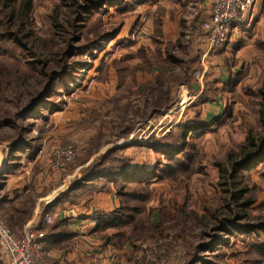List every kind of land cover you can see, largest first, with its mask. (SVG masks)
Instances as JSON below:
<instances>
[{
    "label": "rangeland",
    "instance_id": "1",
    "mask_svg": "<svg viewBox=\"0 0 264 264\" xmlns=\"http://www.w3.org/2000/svg\"><path fill=\"white\" fill-rule=\"evenodd\" d=\"M56 1L35 0V31L44 39L51 38L53 33L50 12ZM130 2L141 3L133 10L118 11ZM209 6L210 0H108L106 5L87 18L86 26L81 31L85 34L86 42L100 29L111 31L117 28V37L99 43L93 51L75 52V57L68 58V62L72 63V67L80 64L79 69L66 81H57L43 105H39L30 114L15 118L19 108L26 105L40 91V80L34 77L35 75L29 71H19L17 75L27 79V86L23 85L18 90L9 87L0 94V197L3 199L9 195L5 190V172L17 174V178H22L24 189L28 192L20 196L26 197L30 194L36 210L40 209L44 201L53 199L76 180L88 174L94 175V168L108 169L115 158L125 161V166L118 164L119 169L122 166L134 168L150 164L151 156L155 164L154 152L145 146L150 139L162 138L179 123L186 121L185 119H192L196 115L192 102H197L201 112L206 104L198 101V94L194 95L198 92L197 89L178 88L175 84L171 88L175 101L171 108L164 110L161 115L150 120H141L134 111H146V108L130 105L146 104L145 95L138 97L137 93L145 92L141 90L142 86L155 81L159 70L168 61L167 49L171 45L170 54H175L181 62L174 67L176 71L171 76L168 72L165 73L163 80L178 83L181 66H189L191 77L194 74L191 79L193 86L199 85V88L209 93L206 85L207 81H211L209 63L220 54L219 50L203 59L208 45L200 20ZM130 42L132 44H129ZM63 46L64 44L60 46L61 49ZM11 49V46L5 45V54ZM5 54H0V60ZM6 57L8 55L0 67L6 65L14 72V61ZM114 61H118L125 68L123 75L124 82L127 83H121ZM105 68L108 73L103 80L101 74ZM201 74L203 77L198 81ZM261 75L258 71L249 79L242 78L237 90L240 97L235 98L237 102L227 95L226 91L222 93V87L217 85L215 87L218 92H212L213 87L211 94H208L214 98L209 99L211 102L217 99L223 101L222 111L226 107L232 117L220 119L222 112L213 114L209 109L213 116L218 117L212 120L215 125L207 131V137L198 142L203 158V171L191 172L177 183L165 181L158 182L153 187L151 185L152 205L148 204L146 215L154 208L173 214L177 209L185 210L183 209L184 213H176L180 217V225L176 223V227H167L168 230L161 237L156 238L153 235L154 238L144 243L136 242L137 246L141 245V258L152 253L154 264H244L256 239L264 241L263 230L240 233L232 226L220 227L213 217L214 212L225 204V194L218 186L219 171L214 162L225 159L228 152L245 139L249 126L257 127L255 115L249 112V97L244 90L256 89ZM114 98L121 100L116 103ZM215 103L211 109L221 106ZM243 112L249 113L242 114ZM122 117L128 119L124 124ZM7 120L10 124L5 127ZM132 127L133 130L123 135L124 137L119 135L122 134L123 128ZM19 138L22 139L21 149L11 155L9 144ZM69 144H73L76 149L74 160L70 163L61 161L60 169L54 171L51 164L57 158L58 151ZM112 148L119 150L108 155L102 168H97L96 164ZM30 151L35 152L33 159L27 158ZM263 173L264 165H260L251 173H245L247 186L255 201L249 208L248 217L237 223L240 228L255 227L264 223ZM98 176V180L104 181L102 176L96 175ZM87 188L83 197L97 189ZM16 193L15 190L14 195ZM0 214L5 219L2 210ZM154 220L157 223L159 221L157 216ZM214 238H220L218 242L221 245L214 244L210 249H204ZM197 247L198 250L201 247L204 251L199 252ZM196 256L197 259H194ZM141 264H148V259H142Z\"/></svg>",
    "mask_w": 264,
    "mask_h": 264
},
{
    "label": "trees",
    "instance_id": "2",
    "mask_svg": "<svg viewBox=\"0 0 264 264\" xmlns=\"http://www.w3.org/2000/svg\"><path fill=\"white\" fill-rule=\"evenodd\" d=\"M107 2L108 0H57L50 12L53 33L50 36L51 38L44 39L35 31V0H0V54H5V45L11 46L12 49L5 56L8 55L6 59L14 61L12 63L14 72L6 65L0 67V94L7 91L9 87L18 90L23 85L27 86V79L17 75L19 71H29L40 80L38 84L40 91L26 105L19 108L15 118L30 114L39 105H43L49 98L54 84L59 80L61 82L66 81L79 69L78 65L80 64L72 67V63L68 62V58L75 57V52L78 50L80 52L93 51V48L100 45L99 43L113 40L117 37V28L111 31L100 29L97 33L95 32L93 38L88 39L86 42L85 34L81 31L86 26L87 18L101 9ZM140 3L130 2V4H125L118 11L127 12L133 10ZM57 40L59 43H57ZM83 41L84 44H82ZM62 44L64 46L61 49L60 46ZM129 44H132V42ZM255 44L257 50L264 54V41L257 39ZM170 47L167 49L168 61L159 70L155 81L142 86L141 90L145 92L137 93L138 97H141V94L145 95L146 104L130 105L137 108L142 106L146 108V111L142 109L134 111L138 118H142L141 120H150L163 114L164 110L167 111L171 108L175 101V97L171 93L173 85L177 84L178 88H193L191 79H193L194 74L191 77L189 66L184 68V65L181 66L178 83H171L168 80L165 82L163 80L165 73L168 72L169 76H171L176 71L174 67L181 62L175 54H170ZM5 56L0 60V65L4 64ZM198 58L200 61V56ZM114 66L117 69L121 83H127L124 82L125 77L123 75L125 68L118 61H114ZM158 67L160 68V66ZM227 68L229 70L231 68L229 63ZM195 72L196 70L193 73ZM107 73L105 68L101 74L103 80L106 79ZM238 81V76L231 72L229 79L221 88L222 93L226 91L227 95H230L231 98L233 97L236 102L235 98L238 99L240 97L237 91ZM206 85L209 93L202 90L197 96L199 97L198 101H202L205 104L214 99L211 95H208L211 94L213 87L212 92L214 90L218 92L215 87L217 81H207ZM33 90L35 91V88ZM244 92L249 97V112L255 115L257 127L249 126L246 130L245 139L236 148L230 150L225 159L214 162L215 167L219 171L218 186L225 194L223 197L225 204L214 212L213 217L220 224V227L232 226L233 229L240 233H253L257 229L264 231V223H260L255 227L246 226L247 228H240L237 223L248 217L249 208L255 201L247 186L245 173H251L260 165H264V78L261 86L256 89L246 88ZM197 93H194V95H197ZM216 93L213 94L214 97ZM114 99L116 103L121 100L119 98ZM194 103L192 102L191 104L196 109V115L192 119L179 123L162 138L156 139L152 137L145 145L155 155V164L152 170H149L145 165L134 168H123L122 166L119 169L118 164L124 165L125 161L115 158L108 169L97 170L94 168L92 170L95 171L94 175L88 174L76 180L53 199L50 198L46 202L44 201L40 207V218L43 219L46 214H49L60 203H78L82 199L85 189H88L87 187H96L97 189L94 192L114 190L116 197L119 199V206L113 212L106 213L99 219L96 227L102 233V238L107 244L122 247L127 242L136 243L141 241L144 243L154 238L153 235L156 238L163 236L168 230L167 227H176V223L180 225V217L176 213H184V208H180L181 210L177 209L175 214L162 212L160 209L159 223L151 221V214L148 213L146 215V209L152 200V183L165 181L177 183L191 172L204 170L198 142L207 137V131L214 124L206 123L203 112L198 108L197 102ZM249 112H243L242 114H248ZM226 116L228 119L232 117L228 114L225 107L220 119H224ZM121 120L122 124H124L128 119L122 117ZM9 124L10 121L7 120L5 127ZM133 128H123L122 134L119 135L124 137L123 135L128 134ZM21 142V138L10 142L11 155L21 149ZM118 150L119 148L110 149L102 160L96 164V167L102 168L107 161L108 155ZM28 153L27 158L33 159L35 152L30 151ZM96 175L102 176L104 181L98 180L100 177H96ZM100 183L102 184L100 185ZM90 195L91 193L86 197H90ZM14 196L13 199H9V195H6L3 199L0 197V213L2 210L10 228L20 233L28 226L33 217L35 210L34 200L32 201L31 197H29L30 194L26 197H21L18 194ZM44 226H47V233H51L54 229L62 228L64 223L53 220L52 223ZM61 231L63 232L64 230ZM109 231H114V233L109 234ZM219 239L214 238L209 245L204 246V249H210L211 245L214 244L221 245L218 242L220 241ZM255 242L248 251V257L244 264L264 263V241L257 238ZM140 247L141 245L134 246V251L139 252ZM198 251L202 252L204 250L200 247ZM143 259H148V264L155 263L152 253H148L147 256L145 254ZM194 259H197V256Z\"/></svg>",
    "mask_w": 264,
    "mask_h": 264
},
{
    "label": "crops",
    "instance_id": "3",
    "mask_svg": "<svg viewBox=\"0 0 264 264\" xmlns=\"http://www.w3.org/2000/svg\"><path fill=\"white\" fill-rule=\"evenodd\" d=\"M257 39L264 41V0L257 1L251 23L234 31L230 41L220 48V54L210 61L211 81H217V86L222 87L233 72L239 78L238 90L243 77L249 79L251 75H255L259 71L262 75L257 88L261 86L264 78V54L256 48ZM228 63L231 65L230 70L227 68ZM193 89H197V94L203 90L199 88V85L193 86ZM214 103L221 106L211 109L214 107ZM223 106L224 102L219 99L206 103L203 117L207 124L212 123V120L218 117L213 114L217 111H220L218 113L220 114ZM209 109L213 114L209 112ZM211 116L212 118H210ZM190 119L191 117L185 120ZM213 124L215 125V123ZM214 125L209 129H212ZM150 158L151 165H143L152 169L154 158L153 162L152 156ZM16 175L11 172L10 174L5 173V190L9 194V199H13L15 190L19 196L28 192L27 189H24L25 183L21 181L22 178H17ZM157 183H152V187ZM150 205L152 204L150 203ZM118 206L119 200L114 190L94 192L90 197H82L76 204L60 203L49 212V215L54 217V221L63 222L65 227L54 229L51 233H47L48 225H43L44 218H40V209H36L28 226L39 228L42 241L44 237L41 254L43 261L46 264H141L143 259L141 252L134 251L136 243L127 242L122 247L107 244L102 238V233L96 229L99 219L106 213L113 212ZM150 214L152 222H155L156 216L160 221L159 208L152 209ZM108 233L112 234L114 231Z\"/></svg>",
    "mask_w": 264,
    "mask_h": 264
},
{
    "label": "built area",
    "instance_id": "4",
    "mask_svg": "<svg viewBox=\"0 0 264 264\" xmlns=\"http://www.w3.org/2000/svg\"><path fill=\"white\" fill-rule=\"evenodd\" d=\"M258 0H210L208 10L202 14L200 24L205 32L208 48L203 59L216 54L230 41L234 31L248 26L254 15ZM203 77L201 74L198 81ZM76 155L73 144L64 146L52 162V169L59 170L61 161L72 162ZM1 172V170H0ZM1 178V176H0ZM54 217L46 214L44 224H50ZM43 241L39 228L26 226L22 232L13 231L0 214V263L1 264H46L42 259ZM165 261V259H160Z\"/></svg>",
    "mask_w": 264,
    "mask_h": 264
}]
</instances>
